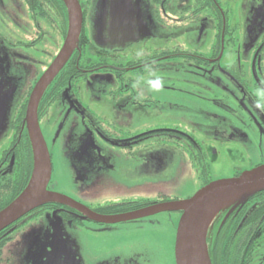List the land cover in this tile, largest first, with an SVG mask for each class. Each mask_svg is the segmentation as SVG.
Segmentation results:
<instances>
[{
	"label": "flooded vegetation",
	"instance_id": "flooded-vegetation-1",
	"mask_svg": "<svg viewBox=\"0 0 264 264\" xmlns=\"http://www.w3.org/2000/svg\"><path fill=\"white\" fill-rule=\"evenodd\" d=\"M25 2L36 21L43 20L49 24V34L57 40L51 41L56 47L59 46V52L67 33L66 8L62 0ZM90 2L92 0L81 3L84 24L90 14ZM152 2L166 32L159 35L144 34L137 38L139 29L133 0H107V37H113L110 33L117 32L120 33L118 35L128 37L126 40L130 42H123V46L113 49L98 48L89 40L85 46L79 43L71 61L43 96L39 105V121L43 122L52 109L67 104L69 97L65 91L71 90L78 101L83 99L81 91L84 82H89L91 86L89 77L103 71L110 73L108 77L111 82L117 84L108 93H111L110 96L117 93L113 97L120 98V105L112 120L94 112L96 119L88 123L108 124L114 128L119 126L121 139L126 144L127 141L134 144L141 151L139 167L146 174L153 175L165 169L173 158H187L198 171L204 187L263 165L264 0ZM38 27L28 46H35L48 33L41 25ZM179 37L186 39L183 43H177ZM0 39L4 41L1 36ZM7 44L16 49V46H22L23 43L9 41ZM182 44L196 47L194 50H186ZM13 56L18 62L30 60V57L15 50ZM2 58L4 53L0 49V63ZM175 61H181L185 67L191 68L193 78L183 79L186 83L170 84L171 78L163 75L161 70L169 69ZM42 74L24 90L11 122L10 144L0 152V210L8 206L16 193L26 186L30 175L31 149L23 112ZM157 77L162 80V87L158 91L153 90L148 83ZM191 97L200 103V128H197L196 123H183L178 119L151 125L140 131L126 130L133 109L151 107L158 112L177 107L185 110L188 107L174 105L173 101L183 99L187 103V100H192ZM222 160L228 162L226 167L221 166ZM223 172L226 174L221 176ZM177 200L160 196L155 200H126L88 208L101 215H121ZM48 211L59 213L74 226L85 222L96 223L101 237L105 236L106 230H113L114 225L120 224H106L86 218L82 212L67 205L45 204L0 231V264H3L4 248L13 239V233L31 219ZM165 212H178V217L171 219V225L176 227L182 211ZM175 243L176 234L163 246L165 264H176ZM207 243L212 264H255L258 250L264 244V191L256 193L241 206L220 211L208 230ZM136 255L139 253L133 256ZM106 260L107 257H104ZM134 260L137 259L116 253L110 262L125 264Z\"/></svg>",
	"mask_w": 264,
	"mask_h": 264
},
{
	"label": "rangeland",
	"instance_id": "rangeland-1",
	"mask_svg": "<svg viewBox=\"0 0 264 264\" xmlns=\"http://www.w3.org/2000/svg\"><path fill=\"white\" fill-rule=\"evenodd\" d=\"M133 2L139 29L137 38L144 34L166 32L157 18L152 0ZM106 3L107 0L90 2L84 34L98 48H119L123 42L130 40L121 35L107 37ZM37 24L48 33L35 46H28L39 29ZM48 27L47 22L33 18L25 0H0V36L4 38V41L0 39V49L4 53L0 63V152L10 144L11 122L24 90L47 70L58 55L59 46L57 48L51 41L57 40L51 37ZM185 39L179 37L177 43H183ZM5 40L7 43L20 41L23 44L14 49ZM182 46L186 50L196 47L192 44ZM14 50L30 57V60L18 62L13 56ZM161 73L171 78L170 84L186 83L182 80L193 78L192 69L185 67L181 61H175ZM108 74L103 71L92 74L88 79L92 81L91 86L89 82H84L81 91L83 99L79 101L71 90L65 91L69 97L67 104L52 109L43 122L39 121L53 165L48 189L90 208L126 200H155L160 196L176 198L177 201L193 197L203 188V180L187 158H173L165 169L153 175L146 174L139 167L141 151L134 144L128 141L126 144L121 139L119 126L114 128L108 124L88 123L96 119L94 112L112 120L115 111H118L120 98L113 97L117 93L113 96L108 93L117 84L111 82ZM173 104L188 108H165L158 112L151 107L133 109L126 130L140 131L151 125L178 119L183 123H196L197 128L202 126L198 101L192 98L186 103L183 99H177ZM227 164L222 160V167ZM177 213L162 212L137 221L116 224L113 230H106L105 236L101 237L96 223L85 222L74 226L59 213L48 211L13 233V239L4 248L3 264H112V255L116 253L137 259L125 264H165L163 246L177 234L181 216L176 227L171 225V219L178 217ZM136 252L139 255L133 256L138 254ZM257 255L255 264H264V244ZM104 257H107L106 262Z\"/></svg>",
	"mask_w": 264,
	"mask_h": 264
},
{
	"label": "water",
	"instance_id": "water-1",
	"mask_svg": "<svg viewBox=\"0 0 264 264\" xmlns=\"http://www.w3.org/2000/svg\"><path fill=\"white\" fill-rule=\"evenodd\" d=\"M63 1L68 12L66 39L54 61L33 88L24 119L33 154L31 176L24 190L8 206L0 210V231L31 211L49 203L63 204L76 208L86 218L106 224L126 222L165 211H182L176 234V264H212L207 243L208 230L212 227L220 211L243 204L251 196L264 190V164L245 171L237 177L211 182L187 200L170 201L148 209L121 215L98 214L76 200L48 189L53 165L39 122V105L49 86L64 69L73 53L79 48L84 26V15L80 1ZM118 34L120 33H110L112 36ZM126 34L130 35L129 33ZM39 162L42 170L44 169L45 171L42 187L39 192L31 194L29 189L36 178ZM222 203L224 204L217 210L214 217L205 223L209 214Z\"/></svg>",
	"mask_w": 264,
	"mask_h": 264
},
{
	"label": "trees",
	"instance_id": "trees-1",
	"mask_svg": "<svg viewBox=\"0 0 264 264\" xmlns=\"http://www.w3.org/2000/svg\"><path fill=\"white\" fill-rule=\"evenodd\" d=\"M62 2H63V4H64V6H65V8H66V5H65V3H64V1L62 0ZM66 24H67V29H68V12H67V8H66ZM67 34V33H66ZM80 43H81V45L82 46H85L84 44H87L88 43V38H87V36L84 34V32L82 33V35H81V39H80ZM71 60H69L68 62H70ZM67 65V64H66ZM66 67V66H65ZM64 67V68H65ZM61 73H62V71H61ZM60 73V74H61ZM56 79H57V77L55 78V80L52 82V84L49 86V88L50 87H52L54 84H55V82H56ZM48 90V89H47ZM44 95H46V92H45V94ZM25 109H27V105L25 106ZM23 121H24V119H25V115H26V110L23 112ZM25 123V122H24ZM26 124V123H25ZM27 128V127H26ZM27 136H28V139H29V143H30V149H31V169H30V175H29V178H28V180H27V184H28V182H29V179H30V176H31V172H32V168H33V154H32V146H31V142H30V138H29V134H28V130H27ZM27 184H26V186H27ZM25 186V187H26ZM24 187V188H25ZM24 188L20 191V192H18V193H16V195H15V198L24 190ZM262 191H264V190H262ZM261 192V191H260ZM258 193V192H257ZM254 196V195H253ZM252 197V196H251ZM250 197V198H251ZM14 198V199H15ZM249 198V199H250ZM13 199V200H14ZM248 199V200H249ZM12 200V201H13ZM247 200V201H248ZM246 201V202H247ZM246 202H244L243 204H245ZM243 204H240V205H238V206H241V205H243ZM238 206H236V207H238ZM236 207H230V208H236Z\"/></svg>",
	"mask_w": 264,
	"mask_h": 264
},
{
	"label": "bare ground",
	"instance_id": "bare-ground-1",
	"mask_svg": "<svg viewBox=\"0 0 264 264\" xmlns=\"http://www.w3.org/2000/svg\"><path fill=\"white\" fill-rule=\"evenodd\" d=\"M44 174H45V171H44V169L42 170V168H41V164H40V162H39V163H38V172H37L36 178H35L33 184L31 185V187H30V189H29V192H30L31 194H33V193H37V192H39V191L41 190V187H42V181H43ZM224 203H225V202H224ZM224 203H222L221 205H219L217 208H215V209L209 214V216H208V217L206 218V220H205V223H206L207 221H210V220L214 217V215L216 214L217 210H218V209H219ZM203 230H204V228H203Z\"/></svg>",
	"mask_w": 264,
	"mask_h": 264
},
{
	"label": "clouds",
	"instance_id": "clouds-1",
	"mask_svg": "<svg viewBox=\"0 0 264 264\" xmlns=\"http://www.w3.org/2000/svg\"><path fill=\"white\" fill-rule=\"evenodd\" d=\"M148 83L151 85L153 90H159L162 87V80L157 77L154 80H149Z\"/></svg>",
	"mask_w": 264,
	"mask_h": 264
}]
</instances>
